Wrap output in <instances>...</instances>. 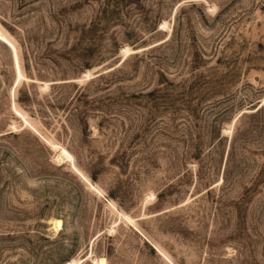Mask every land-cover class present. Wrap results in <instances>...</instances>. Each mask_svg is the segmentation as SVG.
<instances>
[{"label":"rangeland","instance_id":"374dc122","mask_svg":"<svg viewBox=\"0 0 264 264\" xmlns=\"http://www.w3.org/2000/svg\"><path fill=\"white\" fill-rule=\"evenodd\" d=\"M0 264H264V0H0Z\"/></svg>","mask_w":264,"mask_h":264},{"label":"bare ground","instance_id":"6f19581e","mask_svg":"<svg viewBox=\"0 0 264 264\" xmlns=\"http://www.w3.org/2000/svg\"><path fill=\"white\" fill-rule=\"evenodd\" d=\"M98 74V73H97ZM96 74V75H97ZM53 224H54V227L55 228H60L61 226H62V221L60 220V219H55L54 221H53Z\"/></svg>","mask_w":264,"mask_h":264}]
</instances>
